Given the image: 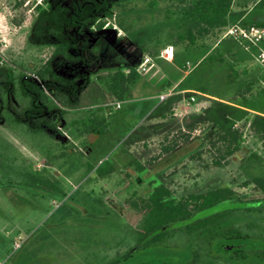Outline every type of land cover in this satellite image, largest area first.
<instances>
[{
	"label": "rangeland",
	"instance_id": "rangeland-1",
	"mask_svg": "<svg viewBox=\"0 0 264 264\" xmlns=\"http://www.w3.org/2000/svg\"><path fill=\"white\" fill-rule=\"evenodd\" d=\"M57 1L0 0V103L4 112L9 111L4 83L21 73L34 75L56 47L40 12ZM190 1L117 0L112 16L105 19L111 23L102 33L111 47L105 52L108 68L122 60L125 66L139 68L142 80L155 81L161 93L170 92L176 98L171 108L178 109L177 115L168 110L171 116L166 115L159 130L151 123L142 133L149 118L130 109L132 105H144L141 99L156 86L140 84L128 98L133 100L121 108L116 100L103 98L96 89L100 84L96 76H91L94 83L83 92V105L66 108L67 113L59 119V106L55 101L48 102L46 115L53 127L31 133L9 121L0 125V264H117L126 255L131 256L129 261L119 264H176L168 257L139 256L134 243L125 236L123 202L147 197L158 185L168 187L175 199L230 186L245 202L264 208V193L256 191L253 184H245L264 174V169L248 163L252 154L264 156V143L251 127L257 114L264 112V70L257 60V49L246 50L244 43L225 37L226 27L208 32L194 29L197 40L191 44L188 26L182 21L183 9ZM258 3L259 0H234L229 24H257L264 20V9ZM167 46L175 47L172 62L161 57ZM230 65L238 72L232 85L228 84ZM61 71L67 76L88 74L79 66ZM180 79L183 81L179 85L169 87ZM183 89L188 91L181 92ZM198 91L217 98L200 116L192 113L201 97ZM171 101L161 104L157 112ZM242 101L251 109L236 123L242 134L240 150L224 159L222 166H214V160L221 155L220 145L212 147L215 136L209 134L211 123L207 118L214 112L207 111L215 102ZM101 104L104 111L98 109ZM12 107L20 110L22 103L14 100ZM92 112H103L109 123L105 135L87 133L79 124ZM167 148L174 151L170 153ZM11 167L53 180L65 198L9 184ZM245 204L221 203L206 215ZM234 215L233 221L236 219L243 229L252 225L264 250V219L243 212ZM188 244L189 239L180 233L170 242L176 249ZM233 248L231 244H220L224 252ZM224 258L204 254L200 263L218 264L217 259ZM258 264L264 261L258 260Z\"/></svg>",
	"mask_w": 264,
	"mask_h": 264
},
{
	"label": "trees",
	"instance_id": "trees-1",
	"mask_svg": "<svg viewBox=\"0 0 264 264\" xmlns=\"http://www.w3.org/2000/svg\"><path fill=\"white\" fill-rule=\"evenodd\" d=\"M233 1L191 0L184 7L182 21L188 26L187 33L191 44L197 40L193 35L194 29L208 32L230 25L229 16ZM116 3L117 0H59L49 8L41 10L40 17L44 19V27L55 38L56 47L47 62L34 75L21 73L4 83L5 101L9 111L4 112L0 103V125L9 121L23 126L31 133H39L53 127L54 124L46 115L48 102L55 101L59 106L57 119L67 113L66 108L82 106L83 92L94 83L91 76H96L100 81L96 89L102 92L103 98L110 97L121 103L128 100L131 87L141 79L142 73L137 67L125 66L122 60L117 66L108 68L105 52L106 49L111 50V47L102 35L111 25L105 19L112 16ZM258 5L264 9V0H259ZM242 24L264 27V20L257 24ZM78 66L85 68L88 74L67 76L61 71L64 67ZM102 71L106 74L101 75ZM237 76L235 66L230 65L228 84L236 83ZM14 100L22 103L20 110L12 107ZM215 106H219L218 109ZM98 109L104 111L105 106L101 104ZM250 109L246 101L236 105L215 102L207 111L214 112L207 118L211 123L209 134L215 136L212 147L220 145L218 151L221 155L214 160V166H222L224 159L240 150L242 134L236 123L243 120ZM102 113L98 115L92 112L91 117L80 120L79 124L87 133L103 136L109 130V123ZM251 127L264 143V112L257 114ZM165 150L171 153L174 148ZM249 161L251 167L264 169V156L252 154ZM8 183L29 190H42L43 194L52 197L64 199L66 196L53 180L24 168L11 167ZM245 184H253L256 191L264 193V174L253 177ZM226 202L246 204L206 215L208 210ZM251 204L252 202H245L230 186L175 199L168 187L158 185L147 197L125 200L121 211L126 222L125 236L134 243L136 253L141 257L152 255L175 259L176 264H201L204 254L210 258L212 254H216L228 258L217 259L218 264H250V261L258 264V260L264 261V250L261 248L258 234L252 230L251 224L243 229L236 223V219L233 221L234 214L238 212L264 219V208H255ZM178 233L189 239L188 246L183 249L170 245L171 239ZM222 243L231 244L234 248L224 252L220 249ZM245 243L250 246L241 247ZM130 258V255H126L120 262L129 261Z\"/></svg>",
	"mask_w": 264,
	"mask_h": 264
},
{
	"label": "crops",
	"instance_id": "crops-1",
	"mask_svg": "<svg viewBox=\"0 0 264 264\" xmlns=\"http://www.w3.org/2000/svg\"><path fill=\"white\" fill-rule=\"evenodd\" d=\"M232 18V14H230L229 16V21ZM196 53L197 49H196ZM248 54H251L250 51L247 52ZM144 77V76H143ZM145 78V77H144ZM142 78L131 87V92H130V96L131 94L133 95V93L137 90V88L139 87V85H147V86H156L155 90L153 89V91L147 93V95H145L142 99L141 102H143L144 105H132L131 106V111L134 113H137L138 111H141L139 114H143L144 117L149 118V121L145 123V128L143 129L142 133L144 131L147 132L148 126L151 123H154L157 126V130L160 129V125L164 122L163 120L166 119V115H170L171 116V112H167L168 110H174V114L173 115H177L178 109L175 107H172V104L174 103L173 101L176 99L175 96L173 95V93H166L164 92H160V86L157 87V84L155 83V81L151 82L148 78L143 79ZM183 81V79H180L179 81H173L170 83L169 87H176L177 85H179L181 82ZM188 91V89H183L181 92H186ZM198 94H201V97L197 98L196 100V112H192V113H196V116H200L203 114V110L206 109L208 106H210L211 101H213L214 99H217L216 96L209 94L207 92H197ZM164 95L166 96L164 100H161V96ZM169 99H172V101L170 102V105L167 108H163L161 109L159 112H157V110L159 109L160 105L167 102ZM133 99H129L126 100L124 102H122V106L123 104L127 101H131ZM148 101V102H147ZM154 101H157V103L154 104ZM231 105H236L232 102H228ZM148 109H150L149 112H146ZM144 125V124H143Z\"/></svg>",
	"mask_w": 264,
	"mask_h": 264
},
{
	"label": "built area",
	"instance_id": "built-area-1",
	"mask_svg": "<svg viewBox=\"0 0 264 264\" xmlns=\"http://www.w3.org/2000/svg\"><path fill=\"white\" fill-rule=\"evenodd\" d=\"M226 29L225 37H231L244 43L246 50L257 49V60L264 70V27L235 23L228 25ZM161 57L168 62H172L175 58V47L167 46L162 52ZM165 97L162 95L160 98L164 100ZM191 100L194 101V98H191ZM116 105L117 107H121L122 103L117 102Z\"/></svg>",
	"mask_w": 264,
	"mask_h": 264
}]
</instances>
